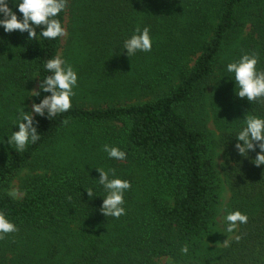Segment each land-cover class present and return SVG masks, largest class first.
<instances>
[{
    "label": "trees",
    "instance_id": "trees-1",
    "mask_svg": "<svg viewBox=\"0 0 264 264\" xmlns=\"http://www.w3.org/2000/svg\"><path fill=\"white\" fill-rule=\"evenodd\" d=\"M75 1L67 0L56 17L62 27ZM6 2L22 19L20 0ZM84 10L94 19L86 28L84 70L99 76L96 95L119 105L87 110L72 102L70 111L50 119L33 114L40 139L22 152L7 140L19 130L20 111L30 112L33 86L38 90L51 75L45 63L59 56L61 37L43 38L41 26L36 40H29L27 32L6 33L0 26V212L18 228L0 240V264H158L163 258L174 264H264V165L252 163L258 147L246 157L234 147L247 116L264 119V102L239 98L226 67L256 53L257 70L264 71V0H84ZM138 21L141 30L149 28L152 50L128 57L124 41ZM246 26L250 32L243 35ZM153 94L152 100L120 105L127 95ZM45 95L50 93L41 92L33 103ZM204 105L220 130L227 211L248 216L224 248L209 243L218 239L212 230L218 180L209 134L195 119ZM75 124L83 127L82 150L102 149L100 162L90 163L86 154L82 164L28 177L21 200L9 196L5 188L37 152ZM106 144L126 159L109 158ZM97 169H114L110 179L131 184L124 193L126 214L118 219L100 211L107 192ZM184 245L187 254L181 253Z\"/></svg>",
    "mask_w": 264,
    "mask_h": 264
},
{
    "label": "clouds",
    "instance_id": "clouds-1",
    "mask_svg": "<svg viewBox=\"0 0 264 264\" xmlns=\"http://www.w3.org/2000/svg\"><path fill=\"white\" fill-rule=\"evenodd\" d=\"M18 11L22 14V19H18L17 15L8 7L6 0H0V14L3 18L0 19V26L3 27L6 33L19 31L20 33L27 32L29 40H36V27H41L39 35L45 39L55 40L58 37L66 36V29L62 27L61 22L56 17L66 9L67 0H20L16 4ZM127 56L135 55L139 52H150L152 50V38L149 34V28L144 27L143 30L139 26L136 27L134 34L124 41L123 45ZM258 57L256 53L244 54L238 62L229 63L227 71L234 73L235 84L239 86V91L236 95L239 98L246 99L251 102H264V71L257 70ZM45 69L51 73L45 77L39 84L38 90L31 91V96H40L41 92L50 93L45 95L39 103H33L31 111L26 112L23 109L20 111L16 120L19 130L12 132L7 143L11 147L15 146L16 152H22L26 146L31 143H36L39 139V133L35 126L38 121L34 119L36 116L50 119L58 114L65 113L72 108V97L75 95L73 89L77 86L78 76L71 65H66L64 59L60 56L49 59L45 63ZM64 124L68 121L64 120ZM246 126L238 133L235 138L238 142L235 144V149L242 157L248 155L249 150L255 151L259 148L255 159L252 163L256 166L264 165V119L255 116H247L245 118ZM239 142H243L242 144ZM103 150L107 152L109 158L124 160L126 153L117 147L104 145ZM99 172L98 182L104 187L107 192L100 211L106 216L120 218L125 215L124 193L131 188V184L127 180L119 178H109V173L115 175L114 169L105 171L97 169ZM88 197L93 196L91 189L87 191ZM11 197H16L17 190H12L8 193ZM71 199V197H69ZM227 221L226 231L233 233L239 224H246L248 216L240 211H233L225 217ZM18 231L16 225L10 222L3 212H0V240L6 235ZM238 242L241 237L236 236ZM231 241L224 240V247H229ZM182 254L188 253V246L184 245L181 248ZM169 264H174L169 261Z\"/></svg>",
    "mask_w": 264,
    "mask_h": 264
},
{
    "label": "rangeland",
    "instance_id": "rangeland-1",
    "mask_svg": "<svg viewBox=\"0 0 264 264\" xmlns=\"http://www.w3.org/2000/svg\"><path fill=\"white\" fill-rule=\"evenodd\" d=\"M91 14L86 13L84 10V0H77L71 3L66 11L64 28L66 29V36L61 37V49L59 56L65 60L66 65H71L73 70L77 73L78 81L77 86L73 89L75 95L72 97V102H75L81 108L91 110L94 106L105 107L104 103L108 105H119L118 102H111L107 100L103 102L96 93L95 88L98 84L99 76L96 74L90 75L84 70V65L88 63L89 52V39L86 28L93 22ZM135 27L139 26V21L135 22ZM129 26H126L129 28ZM250 29L245 27L243 35H248ZM89 37V38H88ZM129 64L128 61H126ZM37 90V85H34L32 90ZM31 93V92H30ZM30 94L29 110L33 104V98ZM154 94L148 97L126 96L123 97L120 105L140 103L149 101L154 98ZM115 100H117L115 98ZM195 119L204 126L210 137L209 150L211 152L214 169L217 174L218 187V203L217 212L214 217L215 226L212 228L215 234L218 233V239L215 242L210 241V245L217 248H224L223 242L226 239L231 240L234 237L233 233L226 231L227 221V206L230 201V193L227 188L225 177L222 171L223 158L222 148L219 143L220 130L213 121V116L210 113L208 105L198 107ZM83 127L78 124L69 125L65 127L62 132L54 139L47 142L30 161V163L20 171V173L9 183L5 188V192L8 194L12 190H17L16 200H21L24 197L23 183L28 177L35 175H42L50 173L58 166H70L71 164H82L85 161V155H89L90 160L95 161L99 159L102 149L93 152L88 149L82 150L80 141L83 136ZM9 148H15L14 145ZM93 168V163H92ZM173 261L171 258H163L159 260L158 264H169V261Z\"/></svg>",
    "mask_w": 264,
    "mask_h": 264
}]
</instances>
